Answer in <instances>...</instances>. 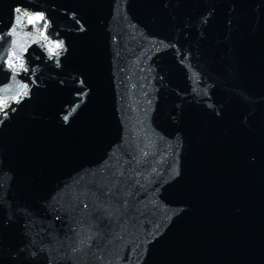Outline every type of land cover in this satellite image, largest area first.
<instances>
[{
    "label": "water",
    "instance_id": "water-1",
    "mask_svg": "<svg viewBox=\"0 0 264 264\" xmlns=\"http://www.w3.org/2000/svg\"><path fill=\"white\" fill-rule=\"evenodd\" d=\"M17 5L69 52L0 113V264H264V0H0V52Z\"/></svg>",
    "mask_w": 264,
    "mask_h": 264
},
{
    "label": "clouds",
    "instance_id": "clouds-1",
    "mask_svg": "<svg viewBox=\"0 0 264 264\" xmlns=\"http://www.w3.org/2000/svg\"><path fill=\"white\" fill-rule=\"evenodd\" d=\"M41 23L42 26H40ZM29 25L31 26L30 31L27 30ZM50 27H52V23L45 12H34L22 5H17L13 9V22L5 33L12 39L5 50L0 52V62L3 63L5 70L11 73L9 83L0 86V113L5 116L7 115L6 109L11 108L13 104L19 105L26 98H30L31 86L29 83L18 79L21 73L29 72L25 59L29 48L36 45L44 52L48 61L54 62V67L58 71L62 69L61 58L68 55L69 49L64 38L52 39L46 34ZM80 30L84 31L85 29L81 27ZM2 39L3 37L0 36V40ZM36 59H39V57L37 56ZM35 71L36 69L33 70V75L30 77L32 85L37 84L34 78ZM70 76L75 79L77 74L72 73ZM78 107L79 105H76L67 114H60V119L65 127ZM12 111H15V109L13 108Z\"/></svg>",
    "mask_w": 264,
    "mask_h": 264
},
{
    "label": "rangeland",
    "instance_id": "rangeland-1",
    "mask_svg": "<svg viewBox=\"0 0 264 264\" xmlns=\"http://www.w3.org/2000/svg\"><path fill=\"white\" fill-rule=\"evenodd\" d=\"M40 26H42V23H41V25Z\"/></svg>",
    "mask_w": 264,
    "mask_h": 264
}]
</instances>
